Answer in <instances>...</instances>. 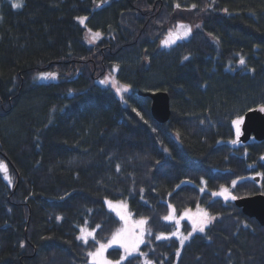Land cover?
Segmentation results:
<instances>
[{
    "label": "trees",
    "instance_id": "obj_1",
    "mask_svg": "<svg viewBox=\"0 0 264 264\" xmlns=\"http://www.w3.org/2000/svg\"><path fill=\"white\" fill-rule=\"evenodd\" d=\"M261 105L264 0H0V264H96L121 226L109 201L146 221L133 254L108 248L118 264H264V225L214 195L264 193V139L233 123ZM198 207L203 232L181 219Z\"/></svg>",
    "mask_w": 264,
    "mask_h": 264
},
{
    "label": "rangeland",
    "instance_id": "obj_2",
    "mask_svg": "<svg viewBox=\"0 0 264 264\" xmlns=\"http://www.w3.org/2000/svg\"><path fill=\"white\" fill-rule=\"evenodd\" d=\"M194 28L195 24H180L176 26L175 28L171 29L164 37L163 44L169 45L179 39L187 37ZM96 33L100 32L86 28L88 40L92 42L97 40L98 38V36L95 35ZM57 76V72L48 73L46 74V77L45 74L40 73L38 75V78H41V80H47L49 78L55 79ZM102 82L111 85L120 95H123L124 93L130 90L128 84L118 81L116 77L111 74L107 75L104 81ZM242 122L243 118L238 124H235L238 137L242 133ZM228 197H231L230 191ZM108 206L112 210H114L117 215L121 218V226L107 243L100 245L97 249L92 252L93 255H90V261L96 264H117L116 260L109 258V256L107 255L108 248L121 247L124 251V256L133 254L137 250L139 244L143 242L146 234V221L144 219L135 218L130 212L128 205L125 202L109 201ZM203 212H206V210L201 207L191 209L186 211L181 217V219L186 218L191 223L192 229L194 223L199 224L207 220L208 222L204 224L205 227L212 220V217L209 215V217H211V219L209 220L208 217L203 216ZM195 231H198V229H196ZM179 234L182 238L185 237L179 231H177V235ZM87 235L88 234H85V236ZM133 245H135V247H133ZM101 246H103V248Z\"/></svg>",
    "mask_w": 264,
    "mask_h": 264
},
{
    "label": "water",
    "instance_id": "obj_3",
    "mask_svg": "<svg viewBox=\"0 0 264 264\" xmlns=\"http://www.w3.org/2000/svg\"><path fill=\"white\" fill-rule=\"evenodd\" d=\"M151 98V112L153 117L165 122L171 115L170 95L166 91L142 92ZM242 133L240 139L248 141L252 136L256 139H264V112L258 108L249 110L243 118ZM259 179V176L255 178ZM235 203L242 208L244 214L254 217L261 225H264V193H256L248 196L238 197Z\"/></svg>",
    "mask_w": 264,
    "mask_h": 264
},
{
    "label": "snow or ice",
    "instance_id": "obj_4",
    "mask_svg": "<svg viewBox=\"0 0 264 264\" xmlns=\"http://www.w3.org/2000/svg\"><path fill=\"white\" fill-rule=\"evenodd\" d=\"M14 8H19L21 7V3L20 2H17L15 4L12 5ZM181 27H185V26H181ZM95 35H99V33H96ZM241 64L244 63V60L241 59L240 61ZM49 75H52V74H49ZM260 111L264 112V105H261L260 108H259ZM242 118H238L236 121H233L234 124H238L240 122ZM237 141L236 140H233L232 143H236ZM0 168H3L5 171H6V168L0 164ZM236 184V181H233V185ZM214 195H224L225 198L227 199L228 198V195H229V190L227 188H224L222 187L221 188V192L220 193H214ZM237 197L235 196H231V199L235 200ZM203 216L205 217H208V219L210 220L211 217H209V214L207 212H203ZM165 219H171V217H165ZM208 221L205 220L199 224H196L194 223V226H193V230L195 231L196 229H198L200 232H203L204 231V224L207 223ZM89 235H91V233H89ZM115 238V237H114ZM187 239V237H184L182 240H181V243H183V240ZM103 248V246H101ZM133 247H135V245H133ZM127 250V249H126ZM89 255H93L92 253H90ZM118 264V262H117Z\"/></svg>",
    "mask_w": 264,
    "mask_h": 264
},
{
    "label": "bare ground",
    "instance_id": "obj_5",
    "mask_svg": "<svg viewBox=\"0 0 264 264\" xmlns=\"http://www.w3.org/2000/svg\"><path fill=\"white\" fill-rule=\"evenodd\" d=\"M141 94H143L142 92H141ZM144 95V94H143ZM147 96V95H146ZM149 97V96H148ZM151 99V98H150ZM151 103H152V100H151ZM152 113V112H151ZM155 119V118H154ZM156 120V119H155ZM158 121V120H157ZM158 122H160V121H158ZM166 122V121H165ZM160 123H164V122H160Z\"/></svg>",
    "mask_w": 264,
    "mask_h": 264
}]
</instances>
